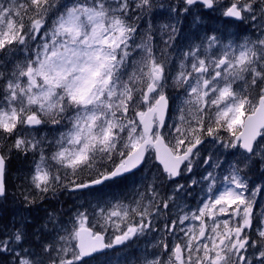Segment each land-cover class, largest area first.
Here are the masks:
<instances>
[{"label":"snow or ice","instance_id":"1","mask_svg":"<svg viewBox=\"0 0 264 264\" xmlns=\"http://www.w3.org/2000/svg\"><path fill=\"white\" fill-rule=\"evenodd\" d=\"M25 2L0 0V201L23 157L22 205L85 189L96 203L54 232L0 221V264H87L149 233L160 239L141 264H264V0ZM245 23L259 35L241 43L228 30ZM177 91L191 118H172ZM209 139L236 159L208 156L211 172L180 183ZM149 160L150 182L138 176ZM138 180L129 205L105 190ZM202 183L195 210L157 227Z\"/></svg>","mask_w":264,"mask_h":264},{"label":"rangeland","instance_id":"2","mask_svg":"<svg viewBox=\"0 0 264 264\" xmlns=\"http://www.w3.org/2000/svg\"><path fill=\"white\" fill-rule=\"evenodd\" d=\"M163 3H168L169 0H162ZM19 4L27 9L28 5L25 0H19ZM9 19H12L10 17ZM168 21L164 19H158L154 22L153 27L156 28L160 24H167ZM180 27V26H178ZM229 33H239V42H243L244 37H248L250 39H255L256 36L259 35V29L250 27L248 23L237 28L232 26L229 28ZM187 35V32H185ZM160 36L167 40L168 37L162 31H160ZM159 39L155 34L153 35L154 42ZM182 42V41H181ZM163 47V45H161ZM171 51V50H169ZM172 56L174 60H176L177 64H179L178 52H172ZM188 99L187 96L184 95L183 92H175L172 99V118L178 119L181 115L180 112L177 111V108H182L183 112L186 114L187 118H191V109L190 106H185L184 101ZM67 129H60L59 131H66ZM47 132V129H45ZM44 133H41L43 135ZM58 137L59 132L53 133ZM52 135H49L48 139H52ZM220 135L227 137L230 135L226 130L222 129L220 131ZM235 150H225L219 146V144L211 143L209 139L206 141L203 146L200 147L199 159L193 162V173L186 174L183 178H178L179 182L182 184L190 183V179L200 180L202 176H204L207 172H211L212 168L208 167L206 164L202 163L208 156H212L213 160L210 163L219 160L224 162L225 160H235V156H229L228 153ZM18 162L16 165L11 167L9 166V198L4 201H0V221L11 223L14 219H19L21 216L27 217L30 223L35 224V230H40L43 228L44 232H54L53 225L55 224L57 230L61 227L63 228H71L73 218L76 216L77 211H83L82 205L87 207L88 202L93 204L96 203L93 200L92 193L94 190H83L82 192H71L68 190H58L55 196L49 193L44 198L38 199L36 203L32 205H22L20 202V198L18 195L19 186L23 183L19 176L21 174V170H25L28 165H26L23 161V157L17 159ZM224 168L227 169V165H224ZM255 174L250 172V180L256 183H260V170L256 168ZM157 175V168L153 167V162L151 160L144 166V171L139 173L138 176L146 178L147 181H151L153 177ZM222 176L217 175V181H220ZM144 180H138L137 185H128L126 188L121 189H105L106 191H113L116 197H123L124 204L129 205L133 200L139 199L137 194V189L139 192H143V184ZM207 183H202L198 186H195V189L191 192L190 196H187L184 199L179 201L178 207H173L170 204L171 213L165 212L159 217V223L157 227L160 226L161 223L169 219L171 215L172 219H175L176 216L182 215L183 212H186L188 209L195 210L201 197L204 195V192L207 190ZM15 195V198L13 196ZM143 203H147V200H144ZM260 204H264V199L259 200ZM135 207V204L132 205ZM259 211V209H256ZM48 212V213H47ZM49 217H53L54 219L50 220ZM100 223H103L101 220ZM187 223V222H186ZM198 224V222H197ZM85 226H89L85 224ZM61 235H65V233L61 232ZM160 239V235L158 233H149L145 236H141L138 239L134 238L133 240L127 243L126 247L117 246L115 249H110L107 252V256L96 257L95 259H86L87 264H105V261H108V264H141L145 255H148L155 251V245L157 241ZM149 259L153 257L148 255Z\"/></svg>","mask_w":264,"mask_h":264},{"label":"trees","instance_id":"3","mask_svg":"<svg viewBox=\"0 0 264 264\" xmlns=\"http://www.w3.org/2000/svg\"><path fill=\"white\" fill-rule=\"evenodd\" d=\"M17 162H18V160H17V159H13V160H12V162H11V164H10V165H11V167H13L14 165H16V164H17ZM256 171H257V170L255 169L254 171H252V173H254V174H255V172H256ZM255 175H256V174H255ZM259 177H260V176H259ZM259 177H258V178H259Z\"/></svg>","mask_w":264,"mask_h":264},{"label":"bare ground","instance_id":"4","mask_svg":"<svg viewBox=\"0 0 264 264\" xmlns=\"http://www.w3.org/2000/svg\"><path fill=\"white\" fill-rule=\"evenodd\" d=\"M48 213V212H47Z\"/></svg>","mask_w":264,"mask_h":264}]
</instances>
